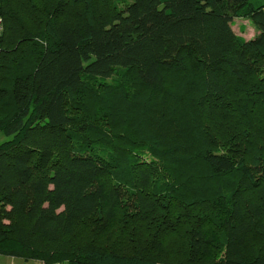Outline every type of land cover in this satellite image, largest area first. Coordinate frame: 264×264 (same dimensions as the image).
Instances as JSON below:
<instances>
[{"label":"trees","instance_id":"obj_1","mask_svg":"<svg viewBox=\"0 0 264 264\" xmlns=\"http://www.w3.org/2000/svg\"><path fill=\"white\" fill-rule=\"evenodd\" d=\"M119 1L0 0V257L264 264V0Z\"/></svg>","mask_w":264,"mask_h":264},{"label":"rangeland","instance_id":"obj_2","mask_svg":"<svg viewBox=\"0 0 264 264\" xmlns=\"http://www.w3.org/2000/svg\"><path fill=\"white\" fill-rule=\"evenodd\" d=\"M127 1L128 0H120L117 3L118 7L123 8V3ZM232 30L240 41H249L258 34L254 25L245 18H235L232 22ZM111 82L112 80L108 79L104 81V84L108 85ZM0 140H2V138H0ZM35 262H24L20 259L0 257V264H34Z\"/></svg>","mask_w":264,"mask_h":264},{"label":"built area","instance_id":"obj_3","mask_svg":"<svg viewBox=\"0 0 264 264\" xmlns=\"http://www.w3.org/2000/svg\"><path fill=\"white\" fill-rule=\"evenodd\" d=\"M3 33V20L0 18V37ZM34 264H44L42 262H35Z\"/></svg>","mask_w":264,"mask_h":264}]
</instances>
